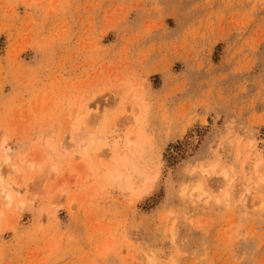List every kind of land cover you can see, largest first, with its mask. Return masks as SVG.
Returning <instances> with one entry per match:
<instances>
[{"label": "rangeland", "instance_id": "1", "mask_svg": "<svg viewBox=\"0 0 264 264\" xmlns=\"http://www.w3.org/2000/svg\"><path fill=\"white\" fill-rule=\"evenodd\" d=\"M1 185L0 264H264V0H0Z\"/></svg>", "mask_w": 264, "mask_h": 264}, {"label": "bare ground", "instance_id": "2", "mask_svg": "<svg viewBox=\"0 0 264 264\" xmlns=\"http://www.w3.org/2000/svg\"><path fill=\"white\" fill-rule=\"evenodd\" d=\"M128 138V137H127ZM128 140H129V138H128ZM127 141V140H126ZM117 144V143H116ZM108 149V148H107ZM119 149V147H118V145H115V148H114V150L115 151H117ZM114 150H112V151H114ZM111 151V152H112ZM8 158L5 156V157H3V160H7ZM247 160V159H246ZM4 162V161H3ZM259 163H255V165H254V163H253V166H252V168H254L255 170H257V167H259V165H258ZM257 172V171H256ZM223 179H225L226 180V178L224 177ZM225 180H224V182L223 183H225ZM228 183V182H227ZM227 183H225V184H227ZM239 183H241V182H239ZM224 184V185H225ZM242 184V183H241ZM1 192L3 193V195H4V197L6 198V205H8V204H10L11 203V197L9 196V192H8V190H6V188H5V186H3V185H1Z\"/></svg>", "mask_w": 264, "mask_h": 264}]
</instances>
